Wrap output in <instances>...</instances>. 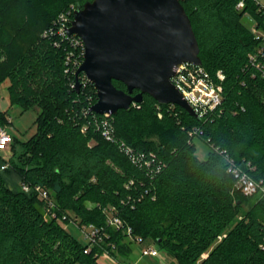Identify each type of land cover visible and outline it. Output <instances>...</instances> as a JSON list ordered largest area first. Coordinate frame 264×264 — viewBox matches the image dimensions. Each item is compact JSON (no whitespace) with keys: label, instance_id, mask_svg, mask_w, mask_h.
<instances>
[{"label":"trees","instance_id":"1","mask_svg":"<svg viewBox=\"0 0 264 264\" xmlns=\"http://www.w3.org/2000/svg\"><path fill=\"white\" fill-rule=\"evenodd\" d=\"M86 1L0 0V85L9 80L11 106L38 109L36 132L19 150L13 136L10 166L0 170V264H99L105 246L114 253L107 241L86 252L36 192L9 186V172L48 189L60 216L104 226L122 254L126 233L108 225L109 207L178 264H264V195L244 194L229 170L232 162L264 187V74L249 61L259 40L244 22L248 13L264 29V7L257 0H244L242 8L241 0H180L201 66L223 86L222 103L196 118L144 94L110 115L114 136L107 139L96 124L104 115L92 110L95 85L81 72L77 90V71H65L74 47L58 32L60 16L71 23ZM0 123H10L2 109ZM195 128L203 133L192 136ZM195 136L211 146L204 160ZM120 142L143 161H133Z\"/></svg>","mask_w":264,"mask_h":264},{"label":"water","instance_id":"2","mask_svg":"<svg viewBox=\"0 0 264 264\" xmlns=\"http://www.w3.org/2000/svg\"><path fill=\"white\" fill-rule=\"evenodd\" d=\"M68 32L84 42L77 90L84 72L97 90L96 113L116 114L149 94L199 118L172 80L182 64L202 65L199 42L180 0H87L75 9Z\"/></svg>","mask_w":264,"mask_h":264},{"label":"built area","instance_id":"3","mask_svg":"<svg viewBox=\"0 0 264 264\" xmlns=\"http://www.w3.org/2000/svg\"><path fill=\"white\" fill-rule=\"evenodd\" d=\"M238 8L244 7V0H241ZM76 8H74L75 11ZM58 21V32L64 38H69L74 50L70 51L67 55L66 60V73L72 74L78 70L80 65L84 60L85 45L81 37L76 34H69L68 29L72 25L69 23V16L62 14ZM74 19V18H73ZM71 19V20H73ZM256 39L259 40V46L257 50L249 55V61L257 68L263 71L264 74V29L252 28ZM217 77L220 81L225 79L224 73L220 70L217 72ZM84 78L90 81L86 74L84 73ZM174 84L181 90L189 103L198 112L199 116H203L208 109H215L222 103L223 100V86L220 82L214 81L208 73H206L201 65H195L191 63L182 64L177 74L172 77ZM80 81V79H79ZM92 82V81H91ZM76 85V84H75ZM104 117L101 121H97V128L101 129L103 135L107 139H113V126L112 122L109 120L112 114H103ZM10 122V119H9ZM87 129V126L83 127V131ZM197 133H203L201 129L195 128L191 134L194 136ZM13 141V135L8 131L7 125L0 123V170L3 171L9 168L10 164L6 159L5 151L9 148ZM120 147L127 154H129L133 161L142 162L143 155L135 153L134 149L129 146L126 142H120ZM154 159H148L145 161L147 165H151ZM155 167V166H153ZM157 170L161 169V166L156 167ZM155 168V169H156ZM236 178V186L238 189L246 195H254L258 193L264 187H261L258 182L250 177V175L236 167L231 162V167L229 169ZM20 189L26 193L36 192L41 199H44L47 203V210L53 218L64 227H68L70 223L75 224L83 233L86 239V252H91L96 246L104 247L103 244L107 241V246L111 250L116 248V244L110 239V234L107 232L104 226H98L95 224H80L78 221L69 219L68 214H63L60 216L56 211V204L51 197L48 189L42 187L41 185H28L25 183L20 184ZM107 213V223L109 226L115 227L116 229H122L126 233V236L133 237V239L142 244L145 238L141 235H137L131 226H124L122 219L117 215L115 207H109L106 209ZM72 221V222H71ZM68 223V224H67ZM110 239V240H109ZM104 252L109 254V249L104 247ZM143 256H159L160 249L157 245L151 244L146 246L142 252Z\"/></svg>","mask_w":264,"mask_h":264},{"label":"rangeland","instance_id":"4","mask_svg":"<svg viewBox=\"0 0 264 264\" xmlns=\"http://www.w3.org/2000/svg\"><path fill=\"white\" fill-rule=\"evenodd\" d=\"M264 7V0H257ZM244 22L250 27L256 30L262 29L259 24V21L253 18L250 14L246 13L244 15ZM253 32V31H252ZM254 34V32H253ZM255 35V34H254ZM8 85L9 80L5 81L0 85V109L7 111L8 119L10 123H7L8 131L19 141L18 150L21 147L20 142L29 140L37 129V108H31L29 110H23L20 106L14 105L11 106L9 94H8ZM5 125V124H4ZM193 143L196 146V155L204 160L207 158L211 146L208 142L203 140L199 136L193 138ZM5 154H12V149L9 148L5 151ZM259 194L264 195V189H261ZM254 203V200L250 201L249 204H246V207ZM69 225L66 226L82 243H86V239L82 231L73 223L68 221ZM72 222V221H71ZM68 224V223H67ZM151 244L157 245L153 240L146 239L142 244L137 243L133 237L125 236L123 240V245H125V253L122 254L116 248L114 249L113 255H110L106 252H103L98 258L99 264H178L175 257L171 253L161 250L159 256H143L142 252L146 246ZM158 246V245H157Z\"/></svg>","mask_w":264,"mask_h":264},{"label":"crops","instance_id":"5","mask_svg":"<svg viewBox=\"0 0 264 264\" xmlns=\"http://www.w3.org/2000/svg\"><path fill=\"white\" fill-rule=\"evenodd\" d=\"M3 176L7 180V183L9 184V186H11L15 190L20 189V184L22 182L18 174H16L15 172H9V173L3 174Z\"/></svg>","mask_w":264,"mask_h":264}]
</instances>
